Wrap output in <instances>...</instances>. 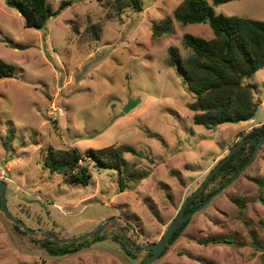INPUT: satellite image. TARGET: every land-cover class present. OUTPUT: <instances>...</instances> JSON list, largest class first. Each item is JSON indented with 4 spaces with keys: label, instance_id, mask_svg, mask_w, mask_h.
<instances>
[{
    "label": "rangeland",
    "instance_id": "374dc122",
    "mask_svg": "<svg viewBox=\"0 0 264 264\" xmlns=\"http://www.w3.org/2000/svg\"><path fill=\"white\" fill-rule=\"evenodd\" d=\"M63 1L70 0H49L53 10ZM180 1L145 0L142 11L119 14L99 0H72L42 31L25 27L21 12L0 0V58L15 67L13 77L0 80V179L8 183V210L59 238L116 222L80 251L54 256L43 246L46 234L24 233L0 208V264H143L151 251L130 253L125 236L134 248L159 241L241 134L264 123V68L249 78L258 102L252 119L212 128L195 123L197 99L179 65L168 63L169 49L183 58L190 53L185 34L209 39L213 30L177 21L168 34L152 30ZM215 9L264 20V0H231ZM113 144L137 148L142 155L126 153V159L150 173L125 191L116 170L92 160L80 162L92 170L88 185L44 165L50 147L85 154ZM263 181L264 144L252 165L149 264H263Z\"/></svg>",
    "mask_w": 264,
    "mask_h": 264
},
{
    "label": "trees",
    "instance_id": "16d2710c",
    "mask_svg": "<svg viewBox=\"0 0 264 264\" xmlns=\"http://www.w3.org/2000/svg\"><path fill=\"white\" fill-rule=\"evenodd\" d=\"M9 1L20 6L25 27L35 29L46 26L52 16L59 15L73 3L72 0L63 1L57 10H53L49 0ZM99 1L108 6L112 12L119 14L126 10L142 11L145 2V0ZM229 1L231 0H213L209 3L207 0H181L174 9L173 16L154 25L152 29L155 36L168 34L172 32L174 21L184 26L205 23L212 28L214 35L209 39L190 33L184 35L183 44L190 52L188 55L182 58L178 48L171 47L168 56L170 65H179L199 102V113L194 117L195 123L208 128L224 123L248 121L255 116L258 109L255 98L256 85L249 81V78L264 68V20L216 12L215 6ZM14 74V65L0 58V80L13 77ZM263 135L264 123L246 134H241L246 142L254 137L259 139ZM255 147L256 143H252L237 150L189 204L186 213L194 210L229 181L251 158ZM126 153L142 155L137 148L127 144H113L99 149L89 148L85 154L75 147L68 149L50 147L45 155L44 165L50 172L63 174L69 182L88 185L93 178L92 170L88 164L81 165L80 162L86 159L92 160L101 168L116 170L120 191H125L150 175L148 170L131 165L125 157ZM133 183L135 184L131 185ZM262 185L264 186V181ZM188 223L189 220L173 233L168 245L173 244L181 236ZM24 233L28 234L27 231ZM99 238L101 239L102 235L93 237L94 240ZM42 242L50 254L65 256L80 251L89 241L84 239L60 244L47 238ZM122 243L130 253H133L124 242ZM262 247L264 248V245ZM165 252L166 250L160 255Z\"/></svg>",
    "mask_w": 264,
    "mask_h": 264
},
{
    "label": "water",
    "instance_id": "95a60500",
    "mask_svg": "<svg viewBox=\"0 0 264 264\" xmlns=\"http://www.w3.org/2000/svg\"><path fill=\"white\" fill-rule=\"evenodd\" d=\"M8 5L10 7L16 8L17 10L20 11V6L14 2H10L8 0ZM40 30L46 31L45 27H40ZM141 102L140 98L130 100L127 105L124 107V112H129L131 109H133L135 106H137ZM199 105V102H195L193 105V109L197 110V106ZM256 143V147L253 151V154L251 158L242 166L239 168V170L236 172V174L229 180L227 181L223 186L218 188L214 194H212L209 198L205 199L202 203H200L194 210L189 211L186 213L187 207L189 204L203 191V189L207 186V184L210 182L211 178L218 173L222 166L228 161V159L239 149H241L243 146L247 144H252ZM264 144V135L261 136L259 139L258 137H254L250 141L246 142L245 139L240 140L238 143H236L228 153L226 157H224L221 162L213 168V170L209 173L205 181L201 184V186L191 195L189 196L183 203L180 211L178 212L177 216L173 219V221L170 223L168 226L166 232L162 236V238L154 243L147 244L146 246L142 248H134L131 246V244L128 242V237L125 236L124 238V243L125 245L130 249L134 251H141V250H150L151 255L145 259V264H149L151 261L156 259L167 247L169 244L170 238L173 235V233L184 223L186 222L189 218H191L196 212L200 211L203 209L207 204H209L214 197H216L218 194L223 192L226 188L230 187L254 162L257 153L259 151V148ZM8 189V183L4 179H0V192H1V204L0 208L1 210L5 213L6 217L13 221L14 223L20 225L23 227L29 234H46L49 239H52L56 242L65 244V243H72V242H79L84 239H88L94 236H98L101 234L107 223L109 222H114V219L112 218L111 220H105L101 222L96 229L81 235V236H75V237H69V238H59L56 234L42 230V229H31L29 228L22 220L17 219L14 217L10 211L7 208V198H6V190Z\"/></svg>",
    "mask_w": 264,
    "mask_h": 264
}]
</instances>
